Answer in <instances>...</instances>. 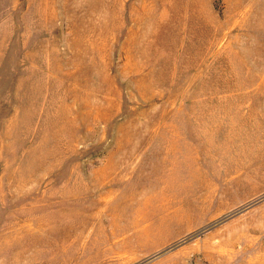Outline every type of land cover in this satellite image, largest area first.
Returning a JSON list of instances; mask_svg holds the SVG:
<instances>
[{
	"label": "rangeland",
	"instance_id": "obj_1",
	"mask_svg": "<svg viewBox=\"0 0 264 264\" xmlns=\"http://www.w3.org/2000/svg\"><path fill=\"white\" fill-rule=\"evenodd\" d=\"M0 264H264V0H0Z\"/></svg>",
	"mask_w": 264,
	"mask_h": 264
}]
</instances>
